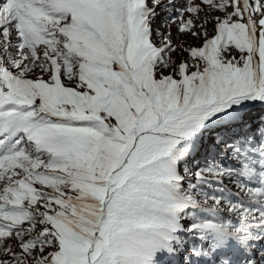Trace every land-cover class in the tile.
Returning a JSON list of instances; mask_svg holds the SVG:
<instances>
[{
    "label": "snow or ice",
    "instance_id": "6c2138e0",
    "mask_svg": "<svg viewBox=\"0 0 264 264\" xmlns=\"http://www.w3.org/2000/svg\"><path fill=\"white\" fill-rule=\"evenodd\" d=\"M0 264H264V0H0Z\"/></svg>",
    "mask_w": 264,
    "mask_h": 264
}]
</instances>
